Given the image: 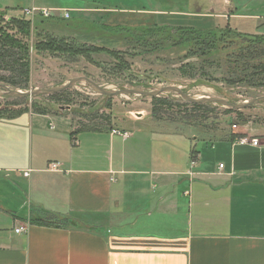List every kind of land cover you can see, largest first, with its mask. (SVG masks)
Returning <instances> with one entry per match:
<instances>
[{"label":"crops","instance_id":"crops-1","mask_svg":"<svg viewBox=\"0 0 264 264\" xmlns=\"http://www.w3.org/2000/svg\"><path fill=\"white\" fill-rule=\"evenodd\" d=\"M142 111L77 134L62 111L0 119V264H264V125L242 146Z\"/></svg>","mask_w":264,"mask_h":264},{"label":"rangeland","instance_id":"rangeland-1","mask_svg":"<svg viewBox=\"0 0 264 264\" xmlns=\"http://www.w3.org/2000/svg\"><path fill=\"white\" fill-rule=\"evenodd\" d=\"M0 6L8 9L0 10L5 20H30L25 11L33 8L52 14L30 20L27 90L86 77L106 89L178 86L231 103L264 96V74L255 68L264 66V0H0ZM225 31L230 33L223 37ZM66 92L56 100L0 98V110L49 106L69 114L76 129L119 127L153 106L158 121L188 133L222 129L242 135L251 123L264 125L263 108L226 113L214 105L195 110L174 96H161V105L153 98L101 96L83 86ZM129 122L138 130L158 131L146 117Z\"/></svg>","mask_w":264,"mask_h":264},{"label":"trees","instance_id":"trees-1","mask_svg":"<svg viewBox=\"0 0 264 264\" xmlns=\"http://www.w3.org/2000/svg\"><path fill=\"white\" fill-rule=\"evenodd\" d=\"M2 12L6 13L8 9H0ZM0 14V83L5 84L12 88H18L22 90H27L30 83L31 77V46L29 44V37L31 35V21L23 18H15L11 17L5 20ZM230 32L225 31L221 34L223 37H226ZM220 34V33H219ZM220 34V36H221ZM244 38L246 40H252L253 38L257 40V42H261L258 40L256 36L244 34ZM250 36V37H248ZM263 39V38H261ZM200 41V39H198ZM204 41V40H203ZM202 41V42H203ZM205 41H208L206 38ZM264 42V40H263ZM50 44V43H48ZM48 47V46H46ZM38 50H43V47H37ZM257 73L264 74V66L255 67ZM66 91L60 94L48 96L49 99H58L63 96ZM153 100H158L161 105H165V99L162 97L153 98ZM190 105L195 110H201L202 108L209 107V105H194L186 103ZM30 109H24L21 112H6L0 110V119L4 118H13L24 112L29 111ZM32 111L36 113H46L50 110L49 106H42L38 109L31 108ZM238 112V111H236ZM159 109L157 110L155 106L152 108V115L156 120H159ZM226 113H232L226 111ZM4 115V116H3ZM6 115V116H5ZM104 130L103 128H86L85 126L81 129H76L75 133L81 132H99ZM238 137V135H234L233 138Z\"/></svg>","mask_w":264,"mask_h":264},{"label":"water","instance_id":"water-1","mask_svg":"<svg viewBox=\"0 0 264 264\" xmlns=\"http://www.w3.org/2000/svg\"><path fill=\"white\" fill-rule=\"evenodd\" d=\"M78 86L91 89L94 91V93L106 97L159 98L161 96H174L181 99L185 103L194 105L220 106L229 112L242 111L255 107L264 109V96L255 99H249L242 103H231L222 97L214 95L193 96L185 93L178 86L106 89L86 77H77L67 80L57 87L35 90H16L0 83V98L9 97L12 99H37L60 94Z\"/></svg>","mask_w":264,"mask_h":264},{"label":"built area","instance_id":"built-area-1","mask_svg":"<svg viewBox=\"0 0 264 264\" xmlns=\"http://www.w3.org/2000/svg\"><path fill=\"white\" fill-rule=\"evenodd\" d=\"M37 15L43 16V17H49L52 14L50 13V11L45 10V9L37 10V9L33 8V9H28V10L25 11V16L30 18V20H34ZM63 17L65 19H69L70 18V14L64 13ZM233 129H235V130L238 129L237 125H234ZM113 134L122 136L125 139H128L131 136L130 133L122 132V131H119V130H114ZM235 143L237 145H242V146H252V147H259L260 146V141L258 139H255V138H252V137H248V136L236 137L235 138ZM223 168H224V165L221 164L220 165V169H223ZM58 169H59V164L58 163L52 164L51 167H50V170H52V171H58ZM25 176H29V172L25 173ZM26 231H27L26 227H18L15 230V232L18 233V234L26 233Z\"/></svg>","mask_w":264,"mask_h":264}]
</instances>
